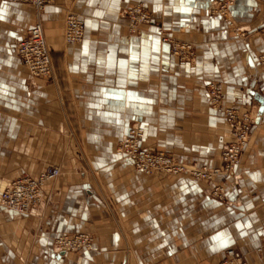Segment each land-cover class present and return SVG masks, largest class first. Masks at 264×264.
Instances as JSON below:
<instances>
[{
	"label": "crops",
	"instance_id": "crops-1",
	"mask_svg": "<svg viewBox=\"0 0 264 264\" xmlns=\"http://www.w3.org/2000/svg\"><path fill=\"white\" fill-rule=\"evenodd\" d=\"M212 1L54 0L38 14L0 0V192L61 169L32 212L0 206V264H219L230 247L264 264V0H236L231 23L209 14ZM135 2L196 44V60L173 56L156 24L129 36L122 14ZM69 10L85 22L78 45L63 40ZM38 23L51 78H32L15 52ZM209 84L222 90L221 108L211 107ZM226 107L257 119L235 177L145 175L117 149L140 125L145 147L190 167H223ZM83 231L94 249H56L59 235Z\"/></svg>",
	"mask_w": 264,
	"mask_h": 264
},
{
	"label": "built area",
	"instance_id": "built-area-1",
	"mask_svg": "<svg viewBox=\"0 0 264 264\" xmlns=\"http://www.w3.org/2000/svg\"><path fill=\"white\" fill-rule=\"evenodd\" d=\"M1 1H21L34 6L38 14L44 12L54 0H1ZM228 7L220 10L224 16L227 15ZM151 16L142 7L136 8L132 13L131 25L134 32L143 23H151ZM162 34V41L171 45L174 55L181 53L185 58L191 59L195 56L194 46L189 43H176L172 38ZM85 37V22L75 14H68L65 21L64 39L68 44H80ZM15 52L23 65L27 68L32 78H51L53 75V64L51 53L46 41L43 26L36 24L27 35L19 40L15 45ZM260 64L264 66V54L259 58ZM222 91L215 85H211L209 90V101L214 108L221 107ZM262 98L264 105V87L262 88ZM225 118L230 125L233 139L223 146L221 155L223 167H190L175 156L161 150H153L143 145L145 129L142 126H132L126 135L119 141L117 149L126 157L131 159L137 172L145 175L156 173L164 174H187L196 179H214L219 175L235 177L236 170L242 162L243 153L249 143L251 131L256 123L250 112H242L235 108H226ZM61 174L58 166H50L38 177L23 175L11 181L0 193V205L8 210L24 214L30 213L39 207L45 199L43 190L44 184ZM214 193L224 198V188L218 186ZM55 245L59 251L77 250L83 247L92 248L93 239L87 233H75L71 235L59 236ZM219 264H249L244 254L234 247L225 251L224 257Z\"/></svg>",
	"mask_w": 264,
	"mask_h": 264
},
{
	"label": "rangeland",
	"instance_id": "rangeland-1",
	"mask_svg": "<svg viewBox=\"0 0 264 264\" xmlns=\"http://www.w3.org/2000/svg\"><path fill=\"white\" fill-rule=\"evenodd\" d=\"M12 2H15V1H12ZM235 2H236V0H213L211 3H210V5H209V7H208V12H209V14L211 15V16H218V17H222L225 21H227V22H229V23H231V15H232V7L235 5ZM139 6L140 7H142L143 9H144V11L146 12V13H148L150 16H151V18H153V15H152V13L148 10V9H146L145 8V6L143 5V3H139V2H135V3H133L131 6H129V7H127L125 10H124V12H123V14H122V18H123V20H125V22H126V26H127V31H128V35L129 36H142L143 34L141 33L140 34V31H141V29H145L147 26H151V25H153V24H156L157 25V33H158V35H159V37H160V39H161V41H162V34L160 33V31H159V28H162V30L164 31V34L166 35V36H168V38H172L173 40H174V42H178V43H189V44H192L193 46H194V50H195V56L192 58L191 57V59H187V60H185V61H189V62H184V60H182L183 58H185V56H183L181 53H178L179 55H177V56H175L174 55V53H175V51L173 50V53H172V50H171V45L169 44V43H164L163 41V43L164 44H167V45H169V47H170V52H171V54L173 55V56H175L181 63H192L193 61H195L196 60V58H197V47H196V44H194L193 42H190V41H187V40H183V39H181V38H178V37H173V36H171L170 34H169V32L164 28V26L159 22H155L154 21V18L152 19V21H151V23L149 24V23H146V22H143L139 27H138V31L137 32H134L133 30V28H132V25H131V20H132V13H133V11L136 9V8H139ZM224 7H228V11H227V15L229 16V18H228V16L226 15V16H224V15H222L221 13H220V10H222ZM37 12V11H36ZM68 14H75V15H78L80 18H82L78 13H76V12H74V11H71V10H69L67 13H66V15H65V20H64V24H65V21H66V18H67V16H68ZM83 19V18H82ZM129 23V24H128ZM232 27H233V25H232ZM64 34H65V28H64ZM64 34H63V40H64V43L65 44H67V45H78V44H68V43H66L65 42V39H64ZM46 37V36H45ZM84 39H85V37H84ZM179 39V40H178ZM46 41H47V39H46ZM84 41V40H83ZM48 44V43H47ZM81 44V43H80ZM49 47V46H48ZM50 50V49H49ZM51 53V52H50ZM262 54H264V53H262ZM261 54V55H262ZM260 55V56H261ZM260 56L258 57V63L260 64V61H259V58H260ZM51 58H52V56H51ZM53 64V63H52ZM261 65V64H260ZM261 66H263V65H261ZM264 67V66H263ZM211 85H215V84H209L208 86H207V90H208V93H209V90H210V87H211ZM215 86H217V85H215ZM218 87V86H217ZM219 88V87H218ZM220 89V88H219ZM222 91V90H221ZM222 96H223V92H222ZM262 100H263V98H262ZM210 102V101H209ZM211 105V104H210ZM223 106V97H222V102H221V107ZM211 107H213V106H211ZM221 107H218V108H221ZM214 108V107H213ZM218 108H216V109H218ZM226 108H228V107H226ZM225 108V109H226ZM230 108V107H229ZM225 109H224V111H225ZM241 111V110H240ZM251 113V112H250ZM252 114V113H251ZM252 117L254 118V116L252 115ZM256 122H257V119H256ZM256 124V123H255ZM134 126H138V125H134ZM132 127V126H131ZM254 127V126H253ZM252 130H253V128H252ZM231 134H232V132H231ZM251 134H252V131H251ZM251 137V136H250ZM232 139H233V135H232ZM119 143V142H118ZM229 143V142H228ZM228 143H226V144H228ZM225 144V145H226ZM249 144V143H248ZM224 145V146H225ZM248 146V145H247ZM149 148V147H148ZM247 148V147H246ZM150 149H152V148H150ZM153 150H155V149H153ZM246 150V149H245ZM162 151V150H161ZM222 151V150H221ZM165 152V151H164ZM167 153V152H166ZM222 156V155H221ZM177 158V157H176ZM183 162V161H182ZM186 164V163H185ZM50 166H58V165H50ZM50 166H48V167H50ZM47 167V168H48ZM59 167V166H58ZM209 167V166H208ZM46 168V169H47ZM45 169V170H46ZM44 170V171H45ZM191 176V175H190ZM17 179V178H16ZM1 193V192H0ZM225 197V196H224ZM1 206V205H0ZM2 207V206H1ZM3 208V207H2ZM5 209V208H4ZM76 233H79V232H76ZM81 233H87V234H89L91 237H92V239H93V247L92 248H86V247H83V248H80V249H89V250H92V249H94V244H95V240H94V236L91 234V233H89V232H85V231H83V232H81ZM71 234H75V233H68V234H62V235H71ZM62 235H59V236H62ZM58 236V237H59ZM57 237V238H58ZM56 238V239H57ZM56 239H55V241H56ZM56 243V242H55ZM56 246V245H55ZM57 249V248H56ZM80 249H77V250H80ZM77 250H70V251H77ZM69 251V250H68Z\"/></svg>",
	"mask_w": 264,
	"mask_h": 264
},
{
	"label": "bare ground",
	"instance_id": "bare-ground-1",
	"mask_svg": "<svg viewBox=\"0 0 264 264\" xmlns=\"http://www.w3.org/2000/svg\"><path fill=\"white\" fill-rule=\"evenodd\" d=\"M228 14V13H227ZM228 16V15H227ZM228 18H229V16H228ZM153 19V18H152ZM129 24V23H128ZM142 33V29H141V31H140V34ZM179 40V39H178ZM178 43V42H177ZM131 128V127H130ZM143 128V127H142ZM145 134H146V131H145ZM196 180V179H195Z\"/></svg>",
	"mask_w": 264,
	"mask_h": 264
},
{
	"label": "snow or ice",
	"instance_id": "snow-or-ice-1",
	"mask_svg": "<svg viewBox=\"0 0 264 264\" xmlns=\"http://www.w3.org/2000/svg\"><path fill=\"white\" fill-rule=\"evenodd\" d=\"M0 18H3L2 16H0Z\"/></svg>",
	"mask_w": 264,
	"mask_h": 264
}]
</instances>
